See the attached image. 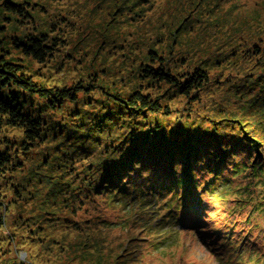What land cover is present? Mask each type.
Here are the masks:
<instances>
[{"label": "trees", "instance_id": "16d2710c", "mask_svg": "<svg viewBox=\"0 0 264 264\" xmlns=\"http://www.w3.org/2000/svg\"><path fill=\"white\" fill-rule=\"evenodd\" d=\"M56 1L59 7L69 6V1ZM212 1L238 8L248 0L200 3ZM35 4L0 0L5 21L4 27L0 25V229L18 201L34 196L37 202L44 199L45 215L84 213L106 227L139 231L132 238L138 251L132 253L142 259L149 247L141 236L149 231L129 217L119 224L110 219V211L143 212L145 207L157 206L153 200L168 199L162 205L165 221L175 219L188 229L197 228L206 242L210 239L216 244L214 250L224 249L228 255L249 253L254 247L264 250V239L254 244L248 229L255 225L253 218L247 223L251 211H246L249 206L255 214L264 213V195L256 199L258 186L264 189L263 43L262 47L253 43L254 49L246 51L247 70L243 66L245 71L234 78L213 80L211 71L217 66H208V55L196 51L199 60L195 62L188 59V51L178 49L172 55L171 46L165 53L150 48L136 68L134 83L104 86L92 75L62 87H48L8 54L11 47L44 63L57 51L59 41L52 31L58 21L44 23L51 29L42 30L36 10L50 17L49 10ZM11 23L19 30L6 36V24ZM190 26L171 32L170 37H176L173 44L194 46V39L185 32ZM235 54L219 53L218 58H226L229 67L227 59ZM16 174L26 177L20 181ZM230 196L235 197L233 213H246L237 221L241 227L223 225L225 229L210 231L208 216L215 211L204 204L230 203ZM100 204L105 208L100 209ZM153 210L148 218L158 213L157 208ZM156 220L154 226L160 227L164 217ZM72 226L79 228L74 221ZM9 240L0 234L4 259L0 264H37L31 251L25 250L27 262H20L15 252L7 255L3 245ZM251 253L254 264H264V259L258 261L261 254Z\"/></svg>", "mask_w": 264, "mask_h": 264}, {"label": "rangeland", "instance_id": "374dc122", "mask_svg": "<svg viewBox=\"0 0 264 264\" xmlns=\"http://www.w3.org/2000/svg\"><path fill=\"white\" fill-rule=\"evenodd\" d=\"M27 1L49 10L50 17L36 10L42 30L51 29L44 25L46 22L56 20L60 23L55 22L56 30L52 31V36L58 38L59 46L44 63L28 58L11 47H8V54L15 62L21 63L35 81L48 87H62L92 75H97L104 86L134 83L132 79L137 76L136 68L148 50L164 49L165 53L171 46L172 55H176L178 49L188 51L191 54L188 59L195 62L199 60L196 51H203L205 57L208 55V66H217L216 71H211L213 80H223L225 76L234 78L247 70L246 51L254 49L253 43L255 46L263 43L264 47V42H260L264 38V0L244 1L238 8L231 4L224 7L216 4V1L200 3V0H187L186 3H183L184 0H66L69 1L68 8L59 7L56 0ZM3 15L0 7L2 27L5 22ZM185 25H191L185 32H189L194 39V46L180 47L173 44L176 37H170L171 32L179 33ZM28 29L30 27L25 28L26 31ZM18 30L16 23L6 24L4 35H11ZM232 52L236 54L232 59L230 56L227 59V63L230 62L228 67L224 62L226 58L220 60L218 54L228 56ZM252 64H249V68ZM243 66H246L245 70ZM16 176L20 181L26 177L20 174ZM263 190L262 186H258L256 193L259 195L256 199L264 195ZM33 197L18 201L17 207L8 216L6 226L0 229V234L10 239L4 243L3 247L7 246L4 251L7 255L15 252L20 262H27L26 251L36 255L34 261L37 264H236L237 261L254 264L252 261L256 258L252 251L262 255L259 262L264 259V250L257 247L249 253L239 251L238 256L223 253L224 249L214 250L216 244L209 242L210 239L206 242L204 234L197 228L190 227L193 229L191 231L187 226H182V221L178 223L175 219L166 222V209L162 205L168 199L153 200L152 203L157 206L150 209L145 207L143 212L141 209L130 212L124 208L118 209L120 212L116 209L110 211L113 213L110 219L120 221L119 224L123 225V221L129 217L133 222L139 221L140 228L149 231V234L141 236L146 239L145 246L149 247L141 259L132 253L138 251L132 238L138 237L139 231H122L120 225L106 227L102 221H95L96 218L92 220L84 213L76 217L67 211L61 215H45L41 206L44 199L37 202ZM234 199V196H230L227 198L230 203L215 201L210 207L204 204L205 208L216 214L208 216L210 231L225 229L223 225L233 226L234 229L241 227L237 221L246 213H233ZM103 207L99 205L100 209ZM154 208H157L158 213L148 218L147 213L154 211ZM228 211L231 213L226 214ZM246 211H251L247 223L253 218L255 228L248 230L255 238L254 244L258 245L264 239V213L255 214L249 206ZM94 215L92 213V217ZM160 216L164 217L162 225L154 226L158 222L156 218ZM72 221L79 225L78 229H74ZM3 260L0 256V261Z\"/></svg>", "mask_w": 264, "mask_h": 264}]
</instances>
